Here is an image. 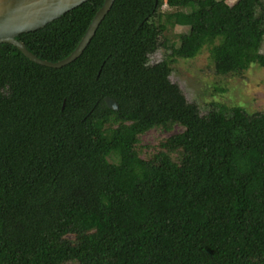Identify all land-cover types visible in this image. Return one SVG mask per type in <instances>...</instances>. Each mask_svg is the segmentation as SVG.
Wrapping results in <instances>:
<instances>
[{
	"label": "trees",
	"instance_id": "trees-1",
	"mask_svg": "<svg viewBox=\"0 0 264 264\" xmlns=\"http://www.w3.org/2000/svg\"><path fill=\"white\" fill-rule=\"evenodd\" d=\"M104 1L18 39L60 60ZM263 42V0H115L62 67L0 43V264H264V109L201 114L170 79L205 46L217 73L264 67Z\"/></svg>",
	"mask_w": 264,
	"mask_h": 264
},
{
	"label": "rangeland",
	"instance_id": "rangeland-1",
	"mask_svg": "<svg viewBox=\"0 0 264 264\" xmlns=\"http://www.w3.org/2000/svg\"><path fill=\"white\" fill-rule=\"evenodd\" d=\"M227 1L233 3L235 0ZM164 8H167L166 4ZM186 30L181 25L169 26L165 35L170 41L178 43L180 34ZM262 50L264 51V42ZM168 53L166 47L157 49L150 54V63L161 61ZM171 66V81L180 86L189 102L197 104L201 114L208 113L216 105H238L250 113L264 109V67L257 62L251 63L242 73L220 74L215 69L209 47L205 46L195 57H177ZM182 129L179 124L174 125L171 130L150 129L142 135V144L152 146L161 138Z\"/></svg>",
	"mask_w": 264,
	"mask_h": 264
},
{
	"label": "water",
	"instance_id": "water-1",
	"mask_svg": "<svg viewBox=\"0 0 264 264\" xmlns=\"http://www.w3.org/2000/svg\"><path fill=\"white\" fill-rule=\"evenodd\" d=\"M85 1L87 0H0V43L7 42L17 46L28 58L39 64L62 67L83 53L115 0L104 1L76 48L60 60L51 61L38 57L18 36L45 26ZM104 99L110 108H118V102L114 98L106 96Z\"/></svg>",
	"mask_w": 264,
	"mask_h": 264
}]
</instances>
